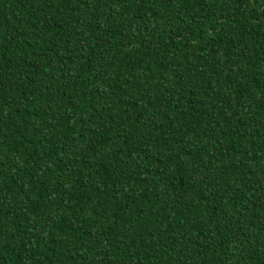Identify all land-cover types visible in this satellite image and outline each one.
I'll use <instances>...</instances> for the list:
<instances>
[{
	"label": "trees",
	"instance_id": "16d2710c",
	"mask_svg": "<svg viewBox=\"0 0 264 264\" xmlns=\"http://www.w3.org/2000/svg\"><path fill=\"white\" fill-rule=\"evenodd\" d=\"M0 264H264V0H0Z\"/></svg>",
	"mask_w": 264,
	"mask_h": 264
}]
</instances>
